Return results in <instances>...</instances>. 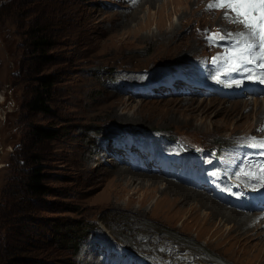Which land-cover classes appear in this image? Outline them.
Returning a JSON list of instances; mask_svg holds the SVG:
<instances>
[{"label": "rangeland", "instance_id": "rangeland-1", "mask_svg": "<svg viewBox=\"0 0 264 264\" xmlns=\"http://www.w3.org/2000/svg\"><path fill=\"white\" fill-rule=\"evenodd\" d=\"M167 1L144 2L135 14L130 13L132 0H25L21 5L14 4L19 0H0L11 2L0 12V206L10 203L16 217L25 212L43 218V223L35 224L17 218L32 233L25 255L35 256L38 264L47 259L55 264H264V233L246 239L235 220L200 202L193 204L204 218L174 210L162 201L154 204L164 193L153 188L155 182L129 184L115 175L118 166H128L170 180L178 168L169 160L159 165L160 157L178 154L185 165L191 160L201 163L208 157L215 159L211 152L217 145L222 146L220 155L241 148L245 155L249 142L264 140V117L258 113L263 110L264 95H257L260 104L256 106L251 96L206 95L201 90L192 92L186 82L178 83L182 68L209 72L205 66L213 62L210 68L215 64L224 70L226 62L215 63L213 58L226 55L224 44L232 42L225 39L214 45L204 36L218 29L236 32L239 26L225 20L222 11L207 10L210 0ZM159 9L168 14L162 24ZM32 20L41 21L53 43L43 55L27 46L26 31ZM170 21L179 29L167 44L177 42L182 48L166 54L160 50L161 31ZM191 44L197 45L199 54H192ZM111 70L113 76L105 75ZM47 73L55 77L50 101L53 116L23 106L33 79ZM221 73L224 84L227 72ZM110 76L114 80L105 82ZM165 80L175 81L169 87L173 92L159 88ZM34 125L57 135L33 138ZM101 128L105 133H98ZM112 137L114 147H109ZM166 137L177 138L187 147L182 150ZM144 141L150 144V155L143 153ZM33 154L48 172L49 194L39 200L23 192L26 165ZM192 169L190 173L196 171L194 164ZM234 180L249 192L252 179L235 176ZM112 183L121 191L117 196H109L104 189ZM165 192L172 197V192ZM51 222L80 229L93 224L97 234L72 254L67 241L46 240Z\"/></svg>", "mask_w": 264, "mask_h": 264}, {"label": "bare ground", "instance_id": "bare-ground-1", "mask_svg": "<svg viewBox=\"0 0 264 264\" xmlns=\"http://www.w3.org/2000/svg\"><path fill=\"white\" fill-rule=\"evenodd\" d=\"M156 1L157 0H138V1H136L134 3L133 0H132V3L129 5V7L130 8H134V9H132V11L130 13H135V14L138 13V11L143 6L142 3H144V2H148L149 4L152 5V4H155ZM163 1L166 4L168 3L167 0H163ZM181 1L188 2L189 0H181ZM163 6H165V5L164 4L160 5V9ZM160 9H159V19L161 20L160 23L162 24L164 22V20L166 18H168V14H166L165 11L161 12ZM174 11L175 10L172 9L171 12H174ZM139 26H140V24H139ZM161 27H163V26H161ZM238 28L239 29L237 31H240L241 28L240 27H238ZM134 29H135V27H134ZM178 29H179L178 25H176L174 22H171V21H170L169 27H167L164 30L162 29L161 32H162V35L164 37L163 42L160 44V46H161L160 50L163 49L162 53L168 54L170 52L172 53V51H174V50L177 51L179 48H182V46L180 47V43L178 44L177 42H175L174 44H172V43L171 44H167V42H170V41L174 40L173 37H174L175 33L178 31ZM147 34H148V32H147ZM187 40H188V38H187ZM188 42H190V41H188ZM101 43L102 42H100V44ZM120 46H122V45L120 44ZM190 49H192L191 50V52H193L192 54H194V52H196V53L199 52V51H197L198 47L195 44H191L190 45ZM120 51H121V49H120ZM159 52H161V51H159ZM173 53H175V52H173ZM155 55H157V54L155 53ZM211 63H213V62H211ZM211 63L208 62V64L205 66L206 70H209V72L206 71L207 74H203V73H205V71L203 72L199 68L198 69H194V71H193L192 68H188L187 71H184L185 69L182 68L181 73H184V74H186V72L190 73L189 75L192 76L193 80H196L198 82H203L207 86L209 84H212L211 88H203V87L195 88V87L191 86L189 88L191 91H193V90H195V91L196 90H201L203 94H206V93H208L210 95L211 94H215V92H213V91L208 92V90L216 88L215 82L221 81V78L219 80H217L216 77H217L218 73L221 72V70L225 71V69L224 70L222 68L218 69V67L215 66V64H212L213 66L210 68ZM215 67H216L217 70L215 69ZM203 75H205V76H203ZM224 76L225 75H223V81H224V84L226 85V90L228 92L227 95H230L232 92H235V95L238 98H242L243 95H244V97L245 96L246 97H250L251 96V98L253 97L252 98V103L253 104H255L256 106H258L260 104V100H258L257 95L259 93L264 95V93H263L264 91L257 90V88L261 87V83L259 81L248 80V79H246L245 74H243V73H236V72L227 73V80L224 79ZM210 80H213V82H210ZM233 80H239V81H241V83L239 85L233 84L232 83ZM258 82H259V84H257ZM221 86L224 87V85H221ZM246 86H247V88H246ZM240 90H242L241 94H240ZM107 97H109V96H107ZM105 98L106 97H104V99ZM262 100H263V103H262L263 104V110L262 111L258 110V113H260L262 115V117H264V96H263ZM2 103H3V99L0 96V104H2ZM105 104H107V103H105ZM94 107L96 108V106H94ZM127 108H129V107H127ZM107 109H108V107H107ZM95 111H97V110H95ZM116 111H117V109H116ZM121 112L122 113H126V111H123V110ZM103 115H105V114H103ZM124 115H123V117H124ZM128 115L126 116L127 119L129 117ZM254 130L255 129L251 128V131H254ZM244 136H250V134H245ZM262 141H264V140H262ZM248 144H250L249 145L250 149H249V151H244V154H245L244 159L240 157L241 153H242V148L240 150H238V151L230 150L229 153H226V155L223 156V158H224L223 162L225 163L224 165L226 166V168L229 171L232 170L234 175H233V177L230 180L227 179V182H225L223 179H220V183H221L222 186H224L225 189H227V194L228 195H234V192L231 191L229 189V187H233L236 184L238 186H240V187L244 186V184H239V183H237L234 180L235 176L239 177L242 181L243 180H247V178H250V179L253 180V182L250 185L249 192L247 191V193H248L247 199L244 201V205L242 206V208H244V209L232 206L230 204V202L228 201V199L226 200V202H225V200H222L220 198H219L220 200H217L211 195L210 192L207 193V190H204L205 191L204 192L203 189H201L199 187H193L192 185L188 184L185 181V177L183 175H181V174H177L176 173V174L172 175L173 179L168 180V179H165V178H161L158 175L153 174V173L147 174V173L135 172L132 168H130L128 166H118L116 168V171L114 170V172H115V175L118 178V181L122 180L125 183H129V184H133V183L136 182V183H139V185H146L145 183L152 182V181L155 182L152 185L153 188H155V189L162 188L164 190V193L161 194L159 197H157V199H155L154 204H156V202H158V201H162V202H165L168 207H171L174 210H177L179 212L186 210L190 215L194 216L195 218L196 217L204 218V216H201L198 213V211H197L198 207L196 205L197 204L196 202H200L201 204L204 205V207L215 209L217 214H221L227 220H235L239 224V227L243 228L242 231H244V236H245L246 239H252V238H255V237L258 238L259 236H261L264 233V178L261 177V173H260V170H259V167H258V165L261 162H264V149H261L258 146H254V145H257V144H255V142H253L252 144H251V142H249ZM146 145H148L147 141L144 142V146H146ZM161 147H162V145H161ZM167 149H168V147H167ZM160 151H162V150H160ZM208 158H210V157H208ZM242 159H243V162L241 164L240 161ZM2 165L3 164L1 163L0 167ZM245 173H255V176L245 175ZM162 183H163V185L161 187H159V185L162 184ZM112 184H111V186H108L106 184L107 187L104 186V189L106 190V193L109 196H111V195L112 196H117L118 193H121V191L117 187L118 184L117 185H115V184L112 185ZM150 188H152V187H150ZM124 190H125V188H124ZM165 191L172 192L174 195L172 194V197L170 198L168 196V193L165 192ZM243 193H244V195L247 194L246 192H243ZM181 196H182V198H180ZM128 198L130 199V197H128ZM221 198H222V196H221ZM178 201H182L184 204L183 205H179V204L177 205ZM257 201L259 202L258 203L259 206H256L257 205L256 204ZM261 202H263V203H261ZM193 203H196V204H193ZM198 206L200 207V205H198ZM237 209H240V210H237ZM250 210H259V211H250ZM223 226H225V225H223ZM263 255H264V253H263ZM176 261H179V260H176ZM184 262H187V261H184Z\"/></svg>", "mask_w": 264, "mask_h": 264}, {"label": "trees", "instance_id": "trees-1", "mask_svg": "<svg viewBox=\"0 0 264 264\" xmlns=\"http://www.w3.org/2000/svg\"><path fill=\"white\" fill-rule=\"evenodd\" d=\"M12 2V1H11ZM11 2H7L8 4ZM25 0H19L15 2L16 5H21ZM7 3H0V12L3 14V9L6 7ZM36 19V18H35ZM41 21L32 20V27L30 31H26L29 38L27 46L31 52L43 55L51 46L53 45L51 41L50 34L40 26ZM10 33V32H9ZM11 36V33H10ZM103 71V70H102ZM114 70L106 73L105 75H112ZM102 74V72H99ZM112 76L108 77L105 82H112L114 78ZM54 74H39L33 79V86L29 98L24 102V108L33 113H42L49 116L54 115V110L50 106V101L53 95V88L55 84ZM110 78V79H109ZM114 87H117L118 84L114 83ZM39 125L33 126V138H39L40 140L55 138L57 134L53 130H44ZM93 129V128H92ZM89 129L87 131H90ZM105 128L99 129L98 133H105ZM107 139V138H106ZM97 140V139H96ZM97 143V141L95 142ZM93 142V144H95ZM108 146H112V138H108ZM30 163L27 162L26 166H29L26 170V177L24 179V195L29 197L36 198L39 200L40 197L45 196L48 193V187L46 185V180L48 178V172L45 171V167L40 163L39 159L35 154L31 155ZM23 161V160H22ZM23 163V162H22ZM10 203L5 207V203L0 206V264H38L39 260L35 256L25 255L27 247H29V242L27 238H30L31 232L23 223H18L20 220H27L31 223L40 222L43 223L42 217H32L26 215L24 212L23 216H15V211ZM73 223V222H72ZM71 223V224H72ZM33 225V224H31ZM64 225L63 227H58L56 223L48 225L49 233L46 234V240L55 239L57 242H66L68 243V248L71 250V253H77L81 244L87 240H90L91 237L96 236L95 230H93L96 225L86 224L85 227L79 225ZM40 234V233H39ZM44 236V234H41ZM33 247L35 244L33 243ZM51 262V263H48ZM40 264H43L41 262ZM44 264H55L52 259H47L44 261Z\"/></svg>", "mask_w": 264, "mask_h": 264}, {"label": "snow or ice", "instance_id": "snow-or-ice-1", "mask_svg": "<svg viewBox=\"0 0 264 264\" xmlns=\"http://www.w3.org/2000/svg\"><path fill=\"white\" fill-rule=\"evenodd\" d=\"M206 7L209 11H222L225 20L241 28L226 33L218 29L206 37L210 44L225 39L232 42L226 55L214 57L213 61H225L223 67L227 73H243L248 80L264 83V0H210ZM232 83L239 85L241 81ZM254 146L264 149V141ZM258 167L264 178V162ZM245 175L255 176V173Z\"/></svg>", "mask_w": 264, "mask_h": 264}]
</instances>
